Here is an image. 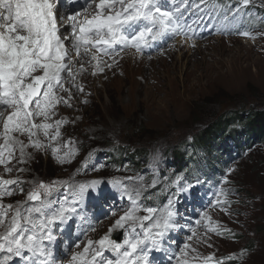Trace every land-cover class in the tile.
Here are the masks:
<instances>
[{
	"label": "rangeland",
	"instance_id": "1",
	"mask_svg": "<svg viewBox=\"0 0 264 264\" xmlns=\"http://www.w3.org/2000/svg\"><path fill=\"white\" fill-rule=\"evenodd\" d=\"M254 1L262 3V0ZM253 24L251 20L246 22L243 31L253 27ZM94 64L89 60L84 61L85 71L78 74L76 81L83 91L76 88L70 90L71 101L64 109H59V118L70 124L63 128L60 137L54 141L53 146L59 147V153L54 154L51 149L43 152L28 147L31 158L26 163L16 161L17 168L24 169L18 172L27 179V186L33 187L44 182L43 168L47 166H50V174L55 175V181L65 180V183L72 185L71 189L86 180L99 181L97 193L90 189L84 195L91 201L101 197V190L103 198L122 192L115 181L133 185L129 189L133 195L134 188L142 184L146 188L140 192L139 204H142L147 194L157 191L158 201L149 202L146 207H154L162 214L169 208V202L173 209L175 203L183 202L178 193L173 200L162 201L163 195L159 189L165 183L172 184L173 190L176 185L183 190L190 187L189 182H184L180 177L184 173L173 166V159L167 157L163 150L177 153L181 144L193 142L199 131L210 125H193V118L215 106L216 101L224 102L217 109V114L225 109L237 112V117H240L241 113H246L242 115L245 116L264 109V37L256 44L248 40L212 39L204 44L189 43L186 46L178 41L159 58L137 59L129 54L121 57L113 67L105 66L103 72L95 75L92 74ZM228 115L220 128L216 126L217 123L214 124L213 128L217 131L213 129L208 132L207 145H199L197 141L193 144V150L200 156V171L193 181L209 189L220 184L228 172L242 192L241 204L220 206L221 213L216 222L219 229H225L224 240L215 239L211 242L206 241L205 234L195 235L191 247L198 252V258L193 260L197 255L189 258L190 264H202L203 259L209 256L213 258L212 264L223 262L227 256L239 258L233 264H264V145L243 161V155L252 146L246 134L247 124L244 117L239 119L230 113ZM258 128L255 132L264 136V128ZM74 137L77 141L71 142V153H68L65 143ZM126 139L141 144L138 149L160 148L156 154L143 160V171L148 170V174L143 172L138 180L131 182L126 177V169L118 168L115 161H107V157L100 166L92 167L89 164L83 171L80 169L86 156L92 152L91 147H94L88 148L89 140L97 144L107 142L105 144L113 146L116 152L119 146L127 144L123 142ZM79 143L85 149L70 165L71 158L82 151L76 146ZM65 154H68L67 162L61 163L56 159L57 155L65 157ZM87 162L92 161L89 159ZM143 194L145 196L141 198ZM7 197L11 199L12 196ZM18 201L24 202V199L18 198ZM126 205L127 209L129 203ZM126 209L114 215L122 216ZM208 211L209 226L213 227V218L218 211L215 208ZM138 215L141 216V213ZM95 216L89 210L73 220L78 223L73 230L62 229L60 238L64 242L55 249L52 244L49 245L55 264H71L73 249L68 245L75 237L80 238L74 241V244L79 243L80 246L76 247L79 250L87 246L88 237L98 241L97 236H104L102 232L96 231L100 222H90ZM176 219L178 227L172 235L180 232V222L184 221L178 216ZM88 223L94 226L91 233L87 230ZM185 223L189 224L190 221L185 220ZM200 225L206 229L203 223ZM111 227V224L106 225L103 232L108 233ZM194 229L190 228L192 231ZM261 230L262 234L258 236Z\"/></svg>",
	"mask_w": 264,
	"mask_h": 264
},
{
	"label": "snow or ice",
	"instance_id": "2",
	"mask_svg": "<svg viewBox=\"0 0 264 264\" xmlns=\"http://www.w3.org/2000/svg\"><path fill=\"white\" fill-rule=\"evenodd\" d=\"M251 2L239 0L238 5L230 10L232 16L235 19L245 16L241 9ZM69 3L72 0H0V165L7 172L16 170L15 166L10 167L13 159L26 163L31 158L28 147L37 151L51 148L54 154L59 153V147H54L52 142L60 137L59 129L66 121L52 120L56 106L68 101L57 93L69 92L71 99L70 90L64 88L69 79L78 91H83L76 83V76L85 71L84 65L81 62L80 67H76L73 52L76 58L81 56V50L85 54L92 53L91 61L96 62L92 74L95 75L103 72L105 66L113 67V64L102 62L96 53L113 58L115 63V57H119L122 51L134 49L143 56L146 50L158 47L157 42L164 43L181 35L187 40L195 35L191 26L182 23L185 11L180 6H165L170 5V0H98V3L97 0H83L65 17L63 12L68 10ZM93 3L96 4L95 14L78 19L82 10ZM181 3L186 9L191 7L184 0ZM65 24L68 30L61 31ZM238 34L251 36L248 31ZM147 54L150 57V52ZM22 136L27 137V143L20 139ZM67 156L57 155L56 159L65 163ZM22 183L19 178H0V264H55L49 247L55 235L53 225L57 221L66 222L76 212L75 203L55 206L58 204L56 200L47 199L56 188L63 186L53 181L41 182L28 192L27 201L39 204L27 207L24 202L5 205L2 202L5 196L24 192L20 187ZM99 183H78L74 192L83 198ZM114 183L122 190V197L127 196L130 201L128 208L123 210L124 215L115 221L107 235L98 241L88 240L81 253L72 254L71 264H190L188 253L195 252L190 244L183 243L176 249L171 247L176 243L171 233L178 227V212L171 203L145 226L144 221L152 219L157 209L138 203L144 186L134 188L133 195L129 185L119 181ZM13 185L15 188L10 187ZM99 195L104 197L102 190ZM214 199L219 202V196ZM141 211L147 214L138 215ZM115 229H123L120 241L111 238ZM208 230L222 234L215 227L209 226ZM79 246V243L75 245ZM105 252L110 253L111 258L105 256ZM154 252L164 255L156 258L152 255ZM197 258L198 255L193 260ZM212 262L213 258L209 256L202 264Z\"/></svg>",
	"mask_w": 264,
	"mask_h": 264
},
{
	"label": "trees",
	"instance_id": "3",
	"mask_svg": "<svg viewBox=\"0 0 264 264\" xmlns=\"http://www.w3.org/2000/svg\"><path fill=\"white\" fill-rule=\"evenodd\" d=\"M224 102H219L216 101L215 102V106L213 107H209L206 110L207 111H203L200 112L197 116H195L192 120L193 125L195 124H199L200 126L202 124H207L210 123L209 126H207L205 129L200 130L199 133L196 135L197 137V142L199 145H207L208 143V137L207 134L208 132H211L213 129L214 131H217L216 128H213L214 124L217 123L216 126H219V128L223 125V120L227 119L229 117V113L233 116H238L237 112H233V111H227L225 109L221 110V114H217V109H219V106L223 105ZM216 107V108H215ZM227 108V107H226ZM243 114L246 113H241L240 117H237L239 119H242L243 117L245 118V123L247 124V126L253 128L254 130H259L258 126L264 128V109L263 110H257V111H253L250 114H247L245 116H242ZM264 132V129H263ZM128 145H131L133 147H141V144H136L134 140L132 139H126L125 141ZM88 143L91 144H97V143H93L92 140H89ZM107 142H101L97 145H101V144H105ZM138 149V148H137ZM147 150V148H143V149H139L140 153H143ZM50 166H47L44 169V176H45V180L47 181H53V179L55 178V175L50 174ZM261 230L257 235L261 236L262 234Z\"/></svg>",
	"mask_w": 264,
	"mask_h": 264
},
{
	"label": "bare ground",
	"instance_id": "4",
	"mask_svg": "<svg viewBox=\"0 0 264 264\" xmlns=\"http://www.w3.org/2000/svg\"><path fill=\"white\" fill-rule=\"evenodd\" d=\"M179 43H185L186 46L189 45L188 42H182V41H179ZM126 55H129V54H126ZM126 55H125V56H126ZM130 55H132L133 57H136L137 59H138V57H139V56H136V55L133 54V53H130ZM140 58H142V57H139V59H140ZM131 192H132V191H131ZM71 248H72V249H75V247H71Z\"/></svg>",
	"mask_w": 264,
	"mask_h": 264
}]
</instances>
